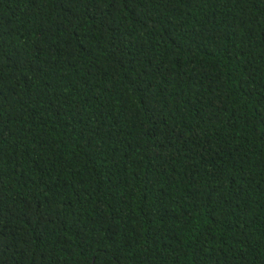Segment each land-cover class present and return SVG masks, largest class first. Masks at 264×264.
I'll use <instances>...</instances> for the list:
<instances>
[{"label":"trees","instance_id":"16d2710c","mask_svg":"<svg viewBox=\"0 0 264 264\" xmlns=\"http://www.w3.org/2000/svg\"><path fill=\"white\" fill-rule=\"evenodd\" d=\"M0 264H264V0H0Z\"/></svg>","mask_w":264,"mask_h":264}]
</instances>
